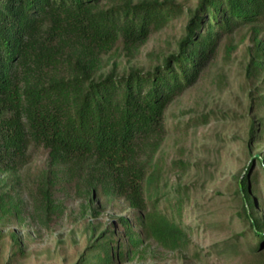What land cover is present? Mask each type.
<instances>
[{
  "label": "trees",
  "instance_id": "obj_1",
  "mask_svg": "<svg viewBox=\"0 0 264 264\" xmlns=\"http://www.w3.org/2000/svg\"><path fill=\"white\" fill-rule=\"evenodd\" d=\"M101 1L0 0V174L13 172L33 142L47 151L56 174L81 178L89 200L98 193L122 197L143 212L164 109L198 79L220 39L243 27L249 40L245 74L263 73L248 107L264 104V0H197L186 9L174 51L149 69L128 66L120 74L114 62L101 71L102 55L113 43L119 41L125 53L136 50L181 8L173 0L107 8L99 7ZM260 144L264 118L250 116L244 143L250 160L236 175L234 192L237 216L247 222L258 257L264 256V201L257 196L255 166L264 179V151H252ZM50 189L41 191L47 209ZM140 219L162 243L183 240L182 230L160 211L140 213ZM99 249L97 264H110V246Z\"/></svg>",
  "mask_w": 264,
  "mask_h": 264
},
{
  "label": "rangeland",
  "instance_id": "obj_2",
  "mask_svg": "<svg viewBox=\"0 0 264 264\" xmlns=\"http://www.w3.org/2000/svg\"><path fill=\"white\" fill-rule=\"evenodd\" d=\"M124 1L141 0H102L99 7ZM196 1L173 0L178 14L151 30L136 50L125 53L114 42L102 55L101 71L113 62L117 74L158 63L174 51L186 9ZM248 41L246 27L223 36L198 79L164 109L143 212L122 197L98 193L89 200L81 178L56 174L47 151L30 142L15 170L0 174V264H97L105 245L113 252L110 264H264V256L251 252V230L237 216L234 192L235 177L250 160L244 148L248 117L264 118V104L248 107L263 75L245 74ZM256 151H264V144ZM255 169L257 196L264 201V179ZM49 184L47 209L41 191ZM152 210L182 230L180 243H162L141 226L140 213ZM259 212L264 214L263 205ZM81 254L85 260L79 261Z\"/></svg>",
  "mask_w": 264,
  "mask_h": 264
}]
</instances>
